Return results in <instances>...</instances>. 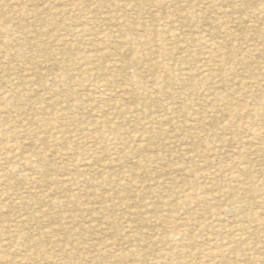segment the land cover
Returning a JSON list of instances; mask_svg holds the SVG:
<instances>
[{
    "label": "rangeland",
    "instance_id": "rangeland-1",
    "mask_svg": "<svg viewBox=\"0 0 264 264\" xmlns=\"http://www.w3.org/2000/svg\"><path fill=\"white\" fill-rule=\"evenodd\" d=\"M177 263L264 264V0H0V264Z\"/></svg>",
    "mask_w": 264,
    "mask_h": 264
},
{
    "label": "bare ground",
    "instance_id": "bare-ground-1",
    "mask_svg": "<svg viewBox=\"0 0 264 264\" xmlns=\"http://www.w3.org/2000/svg\"><path fill=\"white\" fill-rule=\"evenodd\" d=\"M10 1V0H9ZM8 2V1H7ZM58 42V41H57ZM88 43V42H87ZM49 44V43H48ZM104 59V58H103ZM52 60V59H51ZM121 66V65H120ZM120 68V67H119ZM58 74V73H57ZM246 184V183H245ZM233 190V189H232ZM235 191V190H234ZM232 192V191H231ZM237 192V191H236ZM229 207V206H228ZM251 211V210H250ZM227 213V212H226ZM175 240V239H174ZM243 241V240H241ZM209 247V246H208ZM207 248V247H206ZM210 248V247H209ZM212 250V249H211ZM164 255V254H163ZM180 263V262H179ZM178 264V263H177Z\"/></svg>",
    "mask_w": 264,
    "mask_h": 264
}]
</instances>
